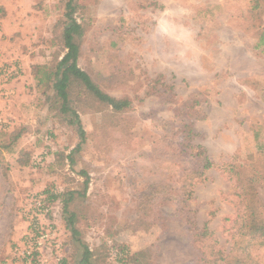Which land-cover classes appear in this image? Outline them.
Instances as JSON below:
<instances>
[{
  "label": "rangeland",
  "instance_id": "rangeland-1",
  "mask_svg": "<svg viewBox=\"0 0 264 264\" xmlns=\"http://www.w3.org/2000/svg\"><path fill=\"white\" fill-rule=\"evenodd\" d=\"M29 2L43 18L30 29L40 30L43 78L65 52L67 0ZM80 2L77 66L130 106L115 113L72 81L81 142L53 80L25 85V111L0 121V264L26 227L23 206L50 194L65 203L52 204L53 264H205L204 246L229 250L243 188L264 209V0ZM15 62H0V87ZM203 157L212 167L202 172ZM205 224L212 236L200 239ZM254 255L264 264L263 248Z\"/></svg>",
  "mask_w": 264,
  "mask_h": 264
},
{
  "label": "trees",
  "instance_id": "trees-1",
  "mask_svg": "<svg viewBox=\"0 0 264 264\" xmlns=\"http://www.w3.org/2000/svg\"><path fill=\"white\" fill-rule=\"evenodd\" d=\"M80 1L67 0L66 9L68 11L65 13L66 22L62 26L61 32L65 52L58 60L55 71L53 73H44L43 78H38V70L43 67L36 66L33 68V73L37 81L36 86L49 83L51 79L53 80L52 89L56 97L61 101L60 110L64 113H71L72 118L68 121V124L76 126L81 142H83L85 132L82 129L78 115L67 106L68 89L72 81H79L95 102L107 106L115 113L128 110L130 101L127 99H116L105 94L77 66L81 50L80 42L86 32V28L83 27L85 25L83 21L85 20L83 19L81 21L73 17L77 9L81 11L87 7L85 4H81ZM256 47H264V30L260 33ZM76 148H79V145ZM202 155L203 153L200 151V153L196 154V157L199 158ZM200 165L202 172L212 167L211 163L205 157L202 158ZM240 196L241 202L244 204V211L233 222L236 229L231 234L230 240L232 243L229 250L225 252L224 248L222 246L219 247L218 244L216 246V243L214 246H204L207 252L206 254H202L201 260L205 264H260L254 255V251L260 248L264 249V209L257 195L253 192L252 187L248 189L243 188V193ZM45 201L50 204H61L58 197L51 194L46 197ZM61 207L62 212H64L65 203L63 205L61 204ZM69 223L71 224V220H68ZM195 235L200 239H206L211 238L212 232L208 230L205 224L202 230L196 232ZM85 262L86 260L84 259L83 263Z\"/></svg>",
  "mask_w": 264,
  "mask_h": 264
},
{
  "label": "crops",
  "instance_id": "crops-1",
  "mask_svg": "<svg viewBox=\"0 0 264 264\" xmlns=\"http://www.w3.org/2000/svg\"><path fill=\"white\" fill-rule=\"evenodd\" d=\"M7 2H10L8 5L11 10L5 0H0V62L10 64L12 61H16L18 76L6 86L0 87V107L5 106L0 113V121L4 122L8 119L12 122L14 119L11 115L12 109L19 110L20 113L25 111L22 103H25L30 97L27 95L29 91L26 90L25 85L36 84L33 68L41 65L45 52L41 50L43 46L40 42L39 28L34 30V36L30 34V29L32 27L34 29L35 24H43V18L40 17L42 14L34 9L31 2L27 5L26 0H8ZM10 34L11 40L10 38H7L6 41L1 39L2 35ZM49 48L48 50H50Z\"/></svg>",
  "mask_w": 264,
  "mask_h": 264
},
{
  "label": "built area",
  "instance_id": "built-area-1",
  "mask_svg": "<svg viewBox=\"0 0 264 264\" xmlns=\"http://www.w3.org/2000/svg\"><path fill=\"white\" fill-rule=\"evenodd\" d=\"M26 227L13 244L6 264H53V251L60 249L53 220V205L42 197H31L21 210Z\"/></svg>",
  "mask_w": 264,
  "mask_h": 264
}]
</instances>
